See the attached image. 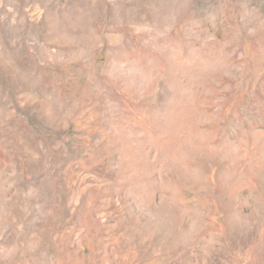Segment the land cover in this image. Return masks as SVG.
<instances>
[{
    "label": "rangeland",
    "instance_id": "obj_1",
    "mask_svg": "<svg viewBox=\"0 0 264 264\" xmlns=\"http://www.w3.org/2000/svg\"><path fill=\"white\" fill-rule=\"evenodd\" d=\"M0 264H264V0H0Z\"/></svg>",
    "mask_w": 264,
    "mask_h": 264
}]
</instances>
